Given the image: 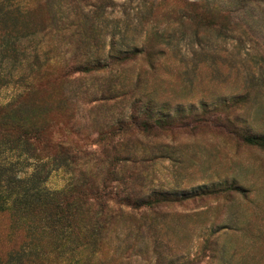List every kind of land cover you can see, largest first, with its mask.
Listing matches in <instances>:
<instances>
[{"label": "rangeland", "instance_id": "rangeland-1", "mask_svg": "<svg viewBox=\"0 0 264 264\" xmlns=\"http://www.w3.org/2000/svg\"><path fill=\"white\" fill-rule=\"evenodd\" d=\"M46 2L58 8L49 32ZM124 41L140 52L115 57ZM20 124L71 160L44 164ZM247 136H264V0H0V194L30 177L133 198L215 190L92 226L82 264H264V147ZM8 229L0 215L2 252Z\"/></svg>", "mask_w": 264, "mask_h": 264}, {"label": "trees", "instance_id": "trees-1", "mask_svg": "<svg viewBox=\"0 0 264 264\" xmlns=\"http://www.w3.org/2000/svg\"><path fill=\"white\" fill-rule=\"evenodd\" d=\"M46 6L50 21L41 30L49 32L54 29L52 18L55 17L58 8L49 2H46ZM92 24H87L89 31L92 30ZM86 37L92 39V36ZM156 38L162 39L161 36H156ZM121 45L124 48L115 51V57L121 53L125 58H132L141 50L136 45L128 46L126 41ZM114 46V43L111 42L109 50H114ZM152 55L155 57L154 54ZM93 61L100 62L98 59ZM154 62L150 63V66H153ZM94 66H84V68L78 66L77 69L85 70ZM202 105L203 113L213 114L216 112L215 108L208 109L206 105ZM177 112L180 120L186 118L191 122L206 120L200 117L185 116L187 114L181 112L180 108ZM167 118V115L164 116V119L160 117L154 120L144 117L140 121L139 127L142 126L143 128L140 129L145 132L156 130L157 125L163 128L168 122ZM17 129L22 133V137H30L33 134L32 139L41 144V150L46 151L47 154L40 156L42 158L38 157L44 164L48 163L47 159L54 156L55 153L63 154L68 160H71L72 153L69 148L57 145L58 149L55 150L56 145L49 140L50 138H41L37 133L39 130H34L25 124L17 125ZM29 130L30 132H28ZM247 139L253 144L264 147V136H247ZM32 180L34 177H30L11 196L0 194V215H6L9 219L8 238L10 240L9 246L4 252H2L0 244V264H62L68 257L74 259V256L80 253L79 248L96 243V238L92 240L90 237L97 234L92 226H97L98 223L106 222L112 218L119 219L130 210H137L141 207L154 209L169 202H184L215 191L212 189L200 192L184 190L175 192L170 189L153 188L149 190L148 194L133 198L120 195L115 186H110L105 182L101 184L70 182L62 190L51 191L44 186L40 187L36 184L31 186ZM82 262L80 258H75L69 264H82Z\"/></svg>", "mask_w": 264, "mask_h": 264}]
</instances>
